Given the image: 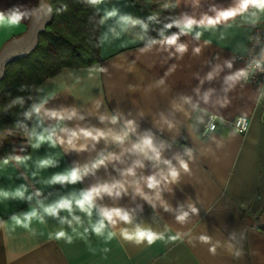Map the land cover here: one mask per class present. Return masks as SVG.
<instances>
[{
  "label": "crops",
  "instance_id": "0c3cea01",
  "mask_svg": "<svg viewBox=\"0 0 264 264\" xmlns=\"http://www.w3.org/2000/svg\"><path fill=\"white\" fill-rule=\"evenodd\" d=\"M242 3L97 2L98 62L63 69L33 91L30 152L0 161V193L8 194L0 195V264H264V87L239 75V56L251 29L264 26V10ZM38 6L0 0L6 19L21 15L18 24H0V52L26 33ZM225 11L236 14L208 24ZM186 17L197 22L190 31H182ZM156 23L171 27L154 40ZM210 114L220 123L203 138ZM240 117L250 121L245 134L224 123ZM145 139L152 147L140 151ZM73 169L81 171L75 183L53 182ZM151 177L158 183L149 188ZM106 184L123 187L94 197L91 214L78 207L83 193ZM65 199L71 210L44 211ZM114 209L129 220L103 216ZM33 211L28 227L16 223ZM137 228L157 238H125Z\"/></svg>",
  "mask_w": 264,
  "mask_h": 264
},
{
  "label": "trees",
  "instance_id": "16d2710c",
  "mask_svg": "<svg viewBox=\"0 0 264 264\" xmlns=\"http://www.w3.org/2000/svg\"><path fill=\"white\" fill-rule=\"evenodd\" d=\"M99 0H54L51 2L53 19L41 34L39 45L30 56L11 63L0 82V161L15 159L30 152V128L35 112L30 95L44 81L55 77L66 68H85L98 62L101 18L96 5ZM158 31L154 40L170 30L156 23ZM151 41V40H150ZM54 47V65L48 71L32 58L41 46ZM50 50V49H48ZM47 68V67H46ZM29 79V80H28ZM23 86L24 91H21ZM21 91L19 96H12ZM22 99L13 106V99Z\"/></svg>",
  "mask_w": 264,
  "mask_h": 264
},
{
  "label": "clouds",
  "instance_id": "9594fccd",
  "mask_svg": "<svg viewBox=\"0 0 264 264\" xmlns=\"http://www.w3.org/2000/svg\"><path fill=\"white\" fill-rule=\"evenodd\" d=\"M249 3H251L252 5H254L257 8L264 9V0H244V4L241 7L243 9H247ZM235 14L236 13L234 11L221 12V13L218 14V17H217V19L215 21L212 20L211 18H209L208 19V24H210V25L214 24V23L218 22V20L220 18H223V19L226 20V19L234 16ZM20 20H21V15L20 14H13L12 16L8 17L7 19L3 16V14H0V24H3V23L18 24L20 22ZM195 23H197L195 20L186 17L185 20H184L183 26H182V31H190L192 26H193V24H195ZM200 23H203V21H201ZM168 27H171V25H168ZM197 35H199V33ZM177 38H178L177 36L173 35L172 37H170L167 40V43L168 44H175ZM183 50H184V46L181 45L178 48V51H183ZM257 67H259V62H257ZM239 75H245V73L241 72ZM37 111H38V109H37ZM52 115L55 116V115H58V114L57 113H52ZM83 134L85 136H87V137H92L93 139H99L101 136L104 135L103 133H100V132H98L96 135H93V133L91 131H83ZM72 135L76 136L77 134L74 132V133H72ZM45 139L52 140V136L51 135H48L47 137L40 136L38 138V140L41 141V142L44 141ZM115 139L117 141L122 142L123 137L117 136V137H115ZM69 143H71V140H69ZM136 147L140 151H144L145 149H149V148L152 147V141L150 139H145L143 141L142 145H137ZM153 151H154V149H153ZM43 163H50V162L49 161H45ZM103 163H104V159L101 158L100 160H98L96 162V164L93 165V167H97V166H99V165H101ZM181 163H182V167H184L185 170H187V165L184 164L183 162H181ZM87 171H88V169L85 168L84 172L86 173ZM129 172H131V169H129ZM170 175L173 178H175L178 175V173L176 172L175 169H172ZM80 178H81L80 169H73L67 175H60V176L54 177L53 182L54 183L55 182L63 183L65 181H69V182L75 183ZM157 183H158V181H156L154 177H151V178H149L148 187L149 188L155 187ZM122 187H123V185H119V184H113L111 186L106 184V185H103V186H100V187L92 188L91 190L83 193L81 198L76 200V204L78 205V207L82 211H86L89 214H91V208L93 206L94 197L99 196L102 192L111 195L113 193L114 189L122 188ZM119 194H120L119 192H116V195H119ZM0 195L7 196L8 194L7 193H0ZM15 195L19 196V197H23L24 193H23L22 190H17ZM71 206H72V201L65 199V200H61L58 204H56L54 206H50V207L45 208L44 211L46 213L50 214V215H55L58 212L59 209L71 210ZM192 211L195 212L196 209L193 208ZM102 214L107 220H109V221H111L113 223H115V221L113 220L114 216L119 217L121 220H124V221H128L129 220L128 214L122 212L119 209H114V210H111V211L105 210ZM36 216H37V213L35 211H33V212L27 214L24 217L23 221H21L18 218H14V219H16V223L17 224H22L24 227H28V221H30L33 217H36ZM185 216H187V213H185L183 216L178 217V219L182 221L185 218ZM103 227H104V224H103V221H101V223L98 226H96L95 230L99 233ZM60 235H63V233H60ZM124 236H125V238H127L129 240L135 239L137 242H140V241L146 239L149 243L154 242V240L157 238L156 234L151 232L150 230L139 229V228H137L135 233H131L130 234L128 232H124Z\"/></svg>",
  "mask_w": 264,
  "mask_h": 264
},
{
  "label": "built area",
  "instance_id": "2783aa9c",
  "mask_svg": "<svg viewBox=\"0 0 264 264\" xmlns=\"http://www.w3.org/2000/svg\"><path fill=\"white\" fill-rule=\"evenodd\" d=\"M239 60L245 66L243 82L259 88L264 87V26H254L251 29L248 47L239 56ZM257 62H259V67H257ZM219 123L220 120L217 116L213 114L208 115L204 124L202 137L206 138L215 132ZM224 123L228 128L240 134H245L250 126V121L246 117H240L234 121Z\"/></svg>",
  "mask_w": 264,
  "mask_h": 264
},
{
  "label": "water",
  "instance_id": "95a60500",
  "mask_svg": "<svg viewBox=\"0 0 264 264\" xmlns=\"http://www.w3.org/2000/svg\"><path fill=\"white\" fill-rule=\"evenodd\" d=\"M53 19L51 4L39 0L38 10L30 21L26 33L8 42L0 52V82L5 77L6 68L19 59L30 56L39 45V39Z\"/></svg>",
  "mask_w": 264,
  "mask_h": 264
},
{
  "label": "rangeland",
  "instance_id": "374dc122",
  "mask_svg": "<svg viewBox=\"0 0 264 264\" xmlns=\"http://www.w3.org/2000/svg\"><path fill=\"white\" fill-rule=\"evenodd\" d=\"M50 49V50H48ZM55 49L54 47H47V45L45 46H41L36 54L33 56L32 58V62L33 64H38V68L44 66L45 67V70L44 69H41L42 72L44 71H48L49 70V66L50 65H54L56 64L55 63V56H54V53H52L51 50ZM47 67V68H46ZM29 80V79H28ZM18 88L22 87L21 91H24L23 89V86L19 85L17 86ZM19 92V91H16L14 92V94L12 95L13 97L15 95L19 96L20 93L23 94V92ZM22 99L18 98V99H13V106H17V104H20L19 102H21Z\"/></svg>",
  "mask_w": 264,
  "mask_h": 264
},
{
  "label": "snow or ice",
  "instance_id": "6c2138e0",
  "mask_svg": "<svg viewBox=\"0 0 264 264\" xmlns=\"http://www.w3.org/2000/svg\"><path fill=\"white\" fill-rule=\"evenodd\" d=\"M244 4V0H243V3H242V5ZM249 4H251V3H249ZM252 5V4H251ZM249 6V5H248ZM252 6H254V5H252ZM262 10H264V9H262Z\"/></svg>",
  "mask_w": 264,
  "mask_h": 264
}]
</instances>
